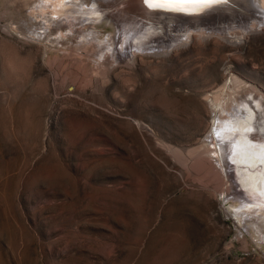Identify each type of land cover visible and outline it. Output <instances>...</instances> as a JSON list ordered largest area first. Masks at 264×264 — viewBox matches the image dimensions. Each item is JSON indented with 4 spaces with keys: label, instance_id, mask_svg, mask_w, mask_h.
I'll return each instance as SVG.
<instances>
[{
    "label": "rangeland",
    "instance_id": "obj_1",
    "mask_svg": "<svg viewBox=\"0 0 264 264\" xmlns=\"http://www.w3.org/2000/svg\"><path fill=\"white\" fill-rule=\"evenodd\" d=\"M35 1L0 0V264H264L229 210L258 195L190 153L230 75L264 95L252 0L182 7L177 24L163 0H100L96 23L79 5L47 22ZM149 16L162 30L143 48L122 41Z\"/></svg>",
    "mask_w": 264,
    "mask_h": 264
},
{
    "label": "bare ground",
    "instance_id": "obj_2",
    "mask_svg": "<svg viewBox=\"0 0 264 264\" xmlns=\"http://www.w3.org/2000/svg\"><path fill=\"white\" fill-rule=\"evenodd\" d=\"M35 2L37 8L35 10H40L39 16H42L41 18L47 22L65 15L72 5L83 7V13L86 15H94L95 17H88L91 22L92 20L98 22L97 19L107 15L106 12L100 10L102 5L100 0H36ZM197 3L163 0V10L172 16L169 18L166 16L167 20L175 21L177 24L180 18L177 15L182 12L184 14L186 11L183 8H189L193 15ZM252 4L264 19V0H252ZM151 5L149 4V7ZM158 5L157 7H159ZM31 12L33 13V10ZM160 22L159 20L155 24L153 18L149 16L147 20L124 23L129 28L123 27L121 32L125 34L122 35V41L125 42L131 38L132 41H135L134 46L139 49L142 47L139 43V36L148 35L150 30H153V33L155 31L158 33L162 30ZM243 37L237 38L238 41H236L242 42ZM119 38H121V33ZM129 44V46L132 45V43ZM207 100L212 112L210 129L203 147L193 148L190 153L201 154L206 158L214 159L219 165L225 164L232 167L239 185L244 190L258 195L259 199H256V202L246 198L242 206L230 205L229 210L233 211L240 224L256 234L254 236L256 240L264 243V95L260 91L257 92V89L252 85L230 75L228 80L214 90ZM167 104L169 105V103ZM174 149L173 151H175Z\"/></svg>",
    "mask_w": 264,
    "mask_h": 264
},
{
    "label": "snow or ice",
    "instance_id": "obj_3",
    "mask_svg": "<svg viewBox=\"0 0 264 264\" xmlns=\"http://www.w3.org/2000/svg\"><path fill=\"white\" fill-rule=\"evenodd\" d=\"M153 0H145V3L151 4ZM178 2H204V3H218L219 0H178Z\"/></svg>",
    "mask_w": 264,
    "mask_h": 264
}]
</instances>
